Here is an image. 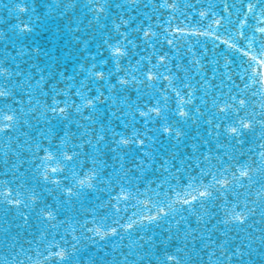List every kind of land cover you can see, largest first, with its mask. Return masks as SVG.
<instances>
[{"label":"snow or ice","instance_id":"obj_1","mask_svg":"<svg viewBox=\"0 0 264 264\" xmlns=\"http://www.w3.org/2000/svg\"><path fill=\"white\" fill-rule=\"evenodd\" d=\"M38 9L108 34L89 83L17 63ZM0 210L31 236L2 229L0 264H264V0H0Z\"/></svg>","mask_w":264,"mask_h":264},{"label":"water","instance_id":"obj_2","mask_svg":"<svg viewBox=\"0 0 264 264\" xmlns=\"http://www.w3.org/2000/svg\"><path fill=\"white\" fill-rule=\"evenodd\" d=\"M45 2H47V0H40V3ZM37 16H39L40 19H37ZM37 16L32 18V23L35 28L32 33L26 34L24 37H22V34H17L13 37L12 44L16 50L13 51L15 52L14 55H16V52L20 51L31 53V55L18 57L17 63L21 65L22 69L36 76L37 79L39 78V73L43 72L46 80L51 81L49 85L51 87H57L59 85V80H68L66 79L68 71L74 72L75 78H79L85 83V79H83L82 76L86 72L80 71V65L90 61V59L83 56V54L86 50H91L92 30H88L89 33L82 37L78 35V33H74L75 29L79 27V24L76 25V22L72 25L71 22L64 19L63 16L48 15L47 9H44L43 12L38 9ZM76 16L77 15L72 16V19H75ZM9 19H11V17H9ZM64 26H66L67 29L64 28ZM8 28L9 34H11V24L8 25ZM91 28L93 27L91 26ZM68 29L72 31H68ZM85 40L86 43H83ZM37 48L41 50L39 55L35 52ZM98 48L100 53H103L104 59H107L110 55L107 49L101 47V45H99ZM9 49L12 50L11 48ZM75 60H77V63ZM33 66L36 67L34 68ZM88 67H90V64ZM94 89L95 85L92 86L93 91ZM45 90H47V88ZM164 145H167V142H165ZM77 207L79 206L77 205ZM72 215L73 214L69 213V216ZM62 218L64 217H61V219ZM2 239H4V235L1 236L0 241H2Z\"/></svg>","mask_w":264,"mask_h":264}]
</instances>
